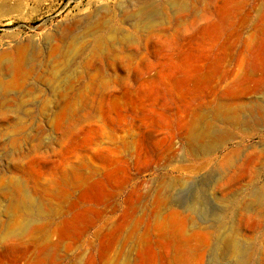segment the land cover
<instances>
[{
	"label": "rangeland",
	"instance_id": "rangeland-1",
	"mask_svg": "<svg viewBox=\"0 0 264 264\" xmlns=\"http://www.w3.org/2000/svg\"><path fill=\"white\" fill-rule=\"evenodd\" d=\"M0 264H264V0H0Z\"/></svg>",
	"mask_w": 264,
	"mask_h": 264
}]
</instances>
